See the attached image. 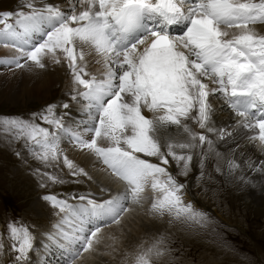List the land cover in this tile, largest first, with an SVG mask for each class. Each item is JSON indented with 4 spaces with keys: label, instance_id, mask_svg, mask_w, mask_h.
<instances>
[{
    "label": "snow or ice",
    "instance_id": "1",
    "mask_svg": "<svg viewBox=\"0 0 264 264\" xmlns=\"http://www.w3.org/2000/svg\"><path fill=\"white\" fill-rule=\"evenodd\" d=\"M256 25H264V0H68L66 6L20 0L16 11L0 12V44L16 52L0 64L40 71L65 66L70 100L83 104L86 117L67 119L71 111L57 109H70V103H53L31 119L5 117L0 125L44 168L62 162L73 177L93 179L65 154L61 142L67 138L119 185L114 194L101 188L109 193L101 200L92 193L44 195L59 220L42 247L58 248L65 264H87L107 239L112 243L103 254L121 256L120 264H174L164 233L125 247L131 231L125 218L146 209L153 219L205 228L209 217L185 200L187 184L180 178L197 165L203 176L210 157L223 174L212 137L233 138L230 127L258 129L248 139L264 153V32ZM89 56L101 66L99 75L88 70ZM218 99L237 117L234 125L214 126ZM246 163L264 173V160ZM226 164L229 174L241 169L234 158ZM36 171L41 187L48 186L45 180L65 183ZM113 226L119 236H105L103 229ZM33 227L5 222L0 257L10 259L0 264H35Z\"/></svg>",
    "mask_w": 264,
    "mask_h": 264
},
{
    "label": "rangeland",
    "instance_id": "2",
    "mask_svg": "<svg viewBox=\"0 0 264 264\" xmlns=\"http://www.w3.org/2000/svg\"><path fill=\"white\" fill-rule=\"evenodd\" d=\"M49 2L66 6L68 0H49ZM19 6L20 0H0V12L16 11ZM2 47L3 44H0V59L11 58L15 55L10 54L11 48L2 51ZM94 59V56L88 57V70L99 75L102 68L94 63ZM16 70L20 71L21 69L0 64V89L3 90L0 91V119L5 117L31 119L33 113H40L47 105L53 103L63 104L65 102L70 103V109L61 107L57 109V112L67 113L72 109V115L66 117L67 119L74 114L81 116L82 112L84 114L85 109L81 111L79 108L82 104L75 103L78 106L73 107V101L62 100L63 95L69 89L58 81L57 85L54 86L55 88L50 87L51 96L49 98L20 99L19 94L20 89L23 88V81L18 77H21V74L20 72L11 74ZM3 75L4 77H2ZM67 78L71 79L70 76ZM31 84L25 86L23 90L32 89L33 85ZM5 87L7 88L6 91ZM3 92H7L8 95L10 92H14L17 95L7 98V95H2ZM217 105L220 106L221 104ZM223 113L222 110L219 112L221 115ZM213 115L215 116H213L215 126L217 112L214 113L213 111ZM76 121L79 122V119L76 118ZM196 128L197 131H202L198 127ZM213 139L215 141L216 137ZM218 141L215 144L216 148L224 156L225 152L220 143L221 140L218 139ZM248 141L255 150L258 149L256 147L258 141L250 139ZM64 142H68L67 138L64 139ZM24 145L23 140L13 139L11 134L6 133L3 126L0 125V232L4 230V224L8 220L23 221L30 226H34L32 230L36 236L35 243L38 245L37 243L40 241L38 233L42 226L52 225L58 218L55 214L56 210L42 197L48 194H56L63 198L71 193L77 195L92 193V190L87 177H73L68 173L67 168H65V172L60 168L55 169L54 166L42 168L39 161L34 159L32 155L28 156L29 154L25 153L27 147ZM72 160L75 163L73 158ZM210 160L212 162L206 163L203 176L200 175V169L197 165L187 178H180L187 184L185 200L193 203L195 208L205 212L209 217L207 227L201 228L204 234L197 232L199 228L194 230L183 224H170L167 218L159 220L151 218L148 214L144 216L132 214L133 216H130L126 227L130 228L133 233L127 232V238L123 241L125 247L131 250L132 246L141 240L150 239L159 233H164L168 236L173 249L174 264H264V183H258V185L255 183L256 181L251 180L259 176L261 172H253L249 177L246 175V169H242L244 174L238 169L233 173V176V174H229L226 160L223 159L221 161L223 174H221L214 169L216 168L215 158L210 157ZM193 162L195 163V158ZM75 164L78 165V163ZM37 169H40V172L48 170L47 172L53 175L62 176L61 179L65 183L53 184L45 180L44 182L48 186L41 187L42 180L40 174L36 171ZM240 175H243L245 180L250 182L245 183L240 180ZM30 177L32 178L30 179ZM106 194H108L107 191ZM34 202L39 203V205L34 206ZM74 202L77 201H70V203ZM138 218H142V220L138 222ZM104 252L99 249V252L94 255L92 263L120 264L121 256L113 259L109 255H103ZM59 253L61 251L58 249L57 254ZM31 258L35 264H39L36 261L39 259L35 260L34 252L31 254ZM9 259L8 255L0 257V261L4 262ZM62 259H55L51 256L50 259H44L42 262L39 260V262L40 264H46L45 261L49 264H60L62 261L58 260Z\"/></svg>",
    "mask_w": 264,
    "mask_h": 264
},
{
    "label": "bare ground",
    "instance_id": "3",
    "mask_svg": "<svg viewBox=\"0 0 264 264\" xmlns=\"http://www.w3.org/2000/svg\"><path fill=\"white\" fill-rule=\"evenodd\" d=\"M255 27L259 31L264 32V25H256ZM8 48H10V47H4V45H3L2 51L7 50ZM12 53L16 55L14 48H11L10 54H12ZM19 72H20L22 78L21 77H18V78L22 79L23 88L27 85L30 86L29 84H31V83H32L31 85H33L32 89H28V90H25V89L23 90V88H22V90L20 89V94H19L20 99L24 98V100H26V99L28 100L29 98L32 99L34 97L36 99L49 98L51 96L50 87H54L55 85H57L58 82L59 83L62 82L61 85H64L66 88L69 89L67 91V93H65L63 95L62 100L68 101V102L71 101L70 96H69V93L71 92V83H70L71 79L67 78L70 75H69V72L65 66L49 64L48 68L44 71H40V70H36V69H32V70L21 69L20 71L16 70L15 72H12L11 74H17ZM2 77H4V75ZM35 87H36V89H35ZM6 90H7V88L5 87V91ZM0 91H3V90L0 89ZM4 94L7 95V98L9 96L14 97L15 95H17L14 92H10L9 95L7 92L6 93L3 92L2 95H4ZM73 102H74V103H72L73 107L74 106L77 107L78 105L75 104L76 102L75 101H73ZM217 104H221V105L218 106ZM79 108L82 111V109H84L83 104H82V106H79ZM213 110H214V113L217 112V120L215 121L216 127H225L228 125H234L235 124L237 117H235V115L231 112V110L227 107V105L224 104V101L222 99L213 100ZM221 110L224 112L223 115L219 114V112ZM71 111H72V109H71ZM76 118H78L79 121L81 119H86V117H84V115H83V112H82V116L79 114L78 115L74 114L69 119L76 121ZM228 130H230L234 133V137L233 138H227L226 137L224 140L220 141V143L223 146L224 152H225L224 156H222V157L225 160L227 158H234L237 161V163L241 164V169H239V171L243 172V170L246 169V175L250 177L253 172H258V171H255L254 169L248 168L246 161L251 159V160H254L258 163L260 160H264V153H261L258 149L255 150L253 148V146L250 144V142L248 141V136L256 134L258 132V129L254 130V131H249V130L243 129V128L230 127V128H228ZM214 137L215 136H213L212 138H214ZM217 141H218V138L215 139V144L217 143ZM61 147L64 149V152L69 157V159L72 160V158H73L75 160V163H78V165L80 167H83L93 177V179L91 181L89 180V183H90L92 194H93L94 198H96L97 200L107 198L109 193L106 194V192L105 193L101 192L100 191L101 188L110 189L113 194L119 188V185L114 183L113 180L110 179L104 171H102L103 166L101 164H99L98 162H96L95 158L92 157L90 154H88L86 151H81L78 148H76L74 145L69 144L68 142H64V140L61 142ZM26 149H27V151L25 153L29 154L28 156H30L31 154L28 151V148H26ZM223 159H221V161ZM41 167L43 168L44 166L41 164ZM54 168L55 169H59V168L63 169L64 172L66 171L65 170L66 167L63 166L62 162L60 164L54 166ZM68 173H69V170H68ZM258 173H260V172H258ZM243 174H244V172H243ZM233 176H234V174H233ZM233 176H232V178H233ZM59 177L62 178V176H59ZM31 178L32 177H30V179ZM65 179H66V177H65ZM251 180H253L254 182L256 181L255 182L256 184L262 183V182L264 183V173L263 174L260 173L259 176L254 177ZM146 195L151 196V193L148 192V193H146ZM74 203H77V202H74ZM40 204L43 206L42 202H40ZM38 205H39V203L34 202V206H38ZM146 207H147V202H146ZM132 214H135L136 216L138 214H140L141 216H144L147 213H146V209H138L137 211L126 216L125 225L128 224V222L130 220V216ZM58 220H59V217L57 218V220L54 224H56ZM141 220H142V218L141 219L138 218L137 221L140 222ZM54 224L48 225V226L44 225V226H42L41 230L39 231L38 234H39L40 241L37 243L38 245H36V248L39 247V249L37 250V252L36 251L34 252V256L36 257L35 260L39 259L40 262H42V260H44V259H46V260L50 259L51 256H53L55 259H62L63 258L62 253L57 254L58 248L52 246V247H49L48 249H45L44 247H42V245L44 243H46V236L44 234H46L47 232H50V231H54V229H53ZM190 228L196 230L193 227H190ZM136 229H138V228H136ZM197 230H198L197 232L203 233L201 228H199ZM130 232H132V231H130ZM103 233L105 236H107L109 234L119 236V230H117L115 228V226H113L111 228L103 229ZM139 234H141V233L139 232ZM110 243H112L110 240L105 239L104 242L99 246V249L106 251L105 245L110 244ZM51 248H52V250H51ZM39 260H36V261L40 264ZM58 261H62L63 264L65 262L64 259L58 260ZM93 261H94V256L87 260V264H93L92 263ZM45 262H46V264L48 263L47 261H45ZM62 263L60 262V264H62Z\"/></svg>",
    "mask_w": 264,
    "mask_h": 264
}]
</instances>
